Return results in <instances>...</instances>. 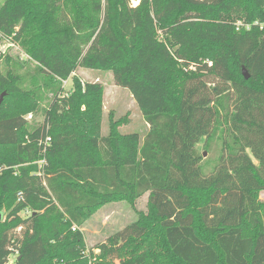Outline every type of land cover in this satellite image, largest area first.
Masks as SVG:
<instances>
[{"label":"trees","instance_id":"1","mask_svg":"<svg viewBox=\"0 0 264 264\" xmlns=\"http://www.w3.org/2000/svg\"><path fill=\"white\" fill-rule=\"evenodd\" d=\"M10 38L37 82L26 90L0 71V264L12 248L14 264H264V0H6ZM79 68L113 73L143 139L119 131L126 118L100 136L99 83L74 76L59 98ZM44 90L55 102L37 127L25 115ZM202 143L221 146L211 165ZM144 196L149 211L91 260L82 229L93 213Z\"/></svg>","mask_w":264,"mask_h":264},{"label":"rangeland","instance_id":"2","mask_svg":"<svg viewBox=\"0 0 264 264\" xmlns=\"http://www.w3.org/2000/svg\"><path fill=\"white\" fill-rule=\"evenodd\" d=\"M141 1L142 0H130V4L132 7H136ZM5 2L6 0H0V8ZM34 28V30L30 31L31 34L29 36L31 37H36L41 34L39 25H34ZM2 42L5 43L3 47L5 53L0 55V71L2 73L11 71L16 74V76H19L20 78L23 77V79L25 78V82H23V84L21 83L19 86L26 90L33 89L32 87L37 81L36 79H33V81L31 80V74L27 76L26 74L28 72L33 73L37 63L30 59L21 42H17L12 38L4 39L1 43ZM74 76H76L83 85L99 83L103 86L102 122L100 126L101 137L108 136L112 120L119 121L126 118L127 121L119 128V131L122 134L138 133L142 139L144 138V135L148 130L144 117L137 107L131 93L115 84L114 76L111 71L79 68L70 79L63 81L62 87L65 90L58 94L59 98H68L71 95ZM41 94L44 97L42 101L38 103L37 110L25 115L31 125L37 127H42L44 125L47 113L51 110V103L54 101V97L50 92L48 93L44 90L41 91ZM62 105L58 107L60 113L70 110V107H63ZM81 110L84 111L85 107L83 106ZM48 127H50V125ZM220 149L221 146L214 144L211 146L210 153H208L205 152L203 143L199 146L200 152H204L206 155L204 159L209 160L210 165L215 162L220 155ZM43 163L44 161L41 162L42 165ZM259 201L264 205V191L260 193ZM148 211V196H144L137 200L134 206H131L126 202L112 203L95 211L82 229L85 238L86 255H88L89 258L91 257L92 260V255L99 254L98 247L100 245L106 244L109 241V238L135 222L138 219V214H146ZM9 214L10 210L5 209L3 213L0 214L1 221L8 222ZM18 232L19 229L13 234H19ZM15 250L16 249L13 248L10 250L11 254L8 257L6 264H14L17 260L18 254ZM77 263L85 264V259H82V261ZM45 264L61 263L59 259L53 258L49 259Z\"/></svg>","mask_w":264,"mask_h":264},{"label":"built area","instance_id":"3","mask_svg":"<svg viewBox=\"0 0 264 264\" xmlns=\"http://www.w3.org/2000/svg\"><path fill=\"white\" fill-rule=\"evenodd\" d=\"M3 40H4V39H0V48H1V50H0V55L3 54V53H5V51H4V49H3L5 43H4V42L1 43V41H3ZM49 142H50V138H47L46 141H45V144H49ZM73 230L75 231L76 229L73 228ZM15 252L17 253V251H15ZM17 254H18V253H17Z\"/></svg>","mask_w":264,"mask_h":264},{"label":"water","instance_id":"4","mask_svg":"<svg viewBox=\"0 0 264 264\" xmlns=\"http://www.w3.org/2000/svg\"><path fill=\"white\" fill-rule=\"evenodd\" d=\"M243 75H244L245 79H249L250 78V75H249L248 71L245 68H243ZM4 96H5L4 94L2 96H0V104L3 102ZM0 220H1V215H0Z\"/></svg>","mask_w":264,"mask_h":264}]
</instances>
